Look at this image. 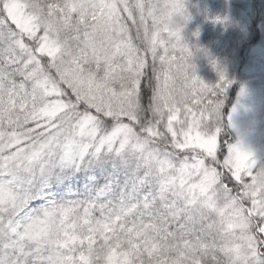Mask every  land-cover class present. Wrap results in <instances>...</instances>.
<instances>
[{"label":"snow or ice","instance_id":"snow-or-ice-1","mask_svg":"<svg viewBox=\"0 0 264 264\" xmlns=\"http://www.w3.org/2000/svg\"><path fill=\"white\" fill-rule=\"evenodd\" d=\"M187 3L0 0V264H264V161Z\"/></svg>","mask_w":264,"mask_h":264},{"label":"rangeland","instance_id":"rangeland-1","mask_svg":"<svg viewBox=\"0 0 264 264\" xmlns=\"http://www.w3.org/2000/svg\"><path fill=\"white\" fill-rule=\"evenodd\" d=\"M212 1V2H211ZM254 0H188L187 8L190 13V19L184 23L182 35L184 39L194 49L192 61L196 66L197 75L205 83L215 84L219 80L220 71L225 68L217 69V73L212 69L213 61H218L216 54L218 52L216 42L213 36L216 34L218 27L232 28L234 20L245 15L253 5ZM215 4V12L206 8V5ZM208 7V6H207ZM214 9V8H213ZM220 19L217 20L216 18ZM208 29L210 35L206 44L194 41L193 35L201 29ZM222 33V32H221ZM220 33V34H221ZM224 34V33H223ZM216 39L219 36H215ZM220 38V37H219ZM218 38V39H219ZM195 46L197 51L195 52ZM196 54V55H195ZM225 76L232 81L231 86L226 93V112L224 135L230 142L241 141L243 145L251 149L256 158L259 160L264 155V110L261 108L262 99L249 86L246 90L239 91L237 100L231 102L232 90L236 93L234 86V75L229 70L223 71ZM254 92L252 94V92ZM257 92V90L255 89ZM233 93V94H234Z\"/></svg>","mask_w":264,"mask_h":264},{"label":"trees","instance_id":"trees-1","mask_svg":"<svg viewBox=\"0 0 264 264\" xmlns=\"http://www.w3.org/2000/svg\"><path fill=\"white\" fill-rule=\"evenodd\" d=\"M215 6L213 3L206 5V8L211 9L207 11L215 12ZM128 24L130 34L135 36L132 22L128 21ZM223 28L219 26L214 34L219 36V39L213 36L216 41L214 46L218 48L216 54L218 61H215V66L212 65V69L215 70L214 74L217 73L218 68L221 69L225 65L222 70H229L234 75V86L237 89L236 93L232 90L231 102L237 100L239 91L251 86L262 99L261 108L264 110V0H254L251 9L245 15L240 16L238 13V18L234 20L232 28H227L226 32H223ZM209 37L206 28L194 34L193 40L206 44L210 41ZM197 50L195 46V52ZM226 109L225 106L224 119ZM259 160L264 161V155Z\"/></svg>","mask_w":264,"mask_h":264}]
</instances>
